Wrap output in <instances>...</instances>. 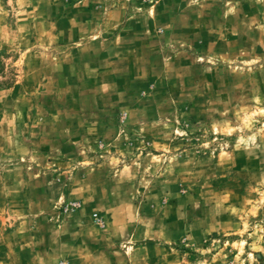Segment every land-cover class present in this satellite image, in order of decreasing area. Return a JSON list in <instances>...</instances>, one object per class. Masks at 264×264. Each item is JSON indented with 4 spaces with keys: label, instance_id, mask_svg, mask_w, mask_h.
<instances>
[{
    "label": "rangeland",
    "instance_id": "1",
    "mask_svg": "<svg viewBox=\"0 0 264 264\" xmlns=\"http://www.w3.org/2000/svg\"><path fill=\"white\" fill-rule=\"evenodd\" d=\"M264 264V0H0V264Z\"/></svg>",
    "mask_w": 264,
    "mask_h": 264
},
{
    "label": "built area",
    "instance_id": "2",
    "mask_svg": "<svg viewBox=\"0 0 264 264\" xmlns=\"http://www.w3.org/2000/svg\"><path fill=\"white\" fill-rule=\"evenodd\" d=\"M58 264H67V263L60 261Z\"/></svg>",
    "mask_w": 264,
    "mask_h": 264
}]
</instances>
